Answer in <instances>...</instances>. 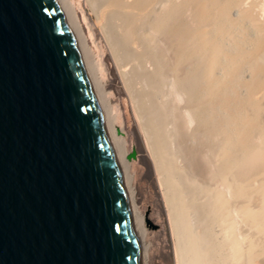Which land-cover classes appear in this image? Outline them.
I'll return each instance as SVG.
<instances>
[{"label":"bare ground","instance_id":"obj_1","mask_svg":"<svg viewBox=\"0 0 264 264\" xmlns=\"http://www.w3.org/2000/svg\"><path fill=\"white\" fill-rule=\"evenodd\" d=\"M55 1L114 149L140 264H148L150 243L134 212L105 53L153 160L176 264H264V0ZM242 23L250 25L248 46L223 38Z\"/></svg>","mask_w":264,"mask_h":264},{"label":"water","instance_id":"obj_2","mask_svg":"<svg viewBox=\"0 0 264 264\" xmlns=\"http://www.w3.org/2000/svg\"><path fill=\"white\" fill-rule=\"evenodd\" d=\"M0 264H140L114 149L55 0H0Z\"/></svg>","mask_w":264,"mask_h":264},{"label":"rangeland","instance_id":"obj_3","mask_svg":"<svg viewBox=\"0 0 264 264\" xmlns=\"http://www.w3.org/2000/svg\"><path fill=\"white\" fill-rule=\"evenodd\" d=\"M72 1L78 2V0ZM235 29L236 28H233V31L236 32L233 36L230 35L223 38H235L248 46L247 40H249V37L244 33L251 30L250 25L245 24L243 26L242 23L240 27ZM96 39L97 37L95 36V44H97L98 47L95 46L97 49L99 50V46L105 48L103 42L101 40L98 42ZM95 46L92 45V51L94 49L96 50ZM222 46H225L223 42ZM231 46L233 49L232 44ZM95 50L94 54L97 53ZM103 61L107 73V89L112 97V102L116 110L120 114V123L123 127L124 137L128 141L127 155L132 149L136 152L135 159L127 160L126 157L125 159L131 166L130 174H132V180L129 188L133 193L134 212L139 216H143L145 229L148 234L146 242L150 243L148 264H176L175 239L171 232L167 207L158 184L153 160L148 153L144 138L141 135V131H139L138 123L132 115L131 108L126 105L127 95L122 87L110 56L105 53ZM230 86L229 90L231 91H236L238 89V86Z\"/></svg>","mask_w":264,"mask_h":264}]
</instances>
